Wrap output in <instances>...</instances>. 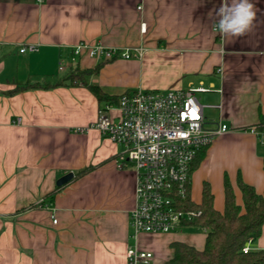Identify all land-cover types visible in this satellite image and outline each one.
I'll use <instances>...</instances> for the list:
<instances>
[{
  "label": "crops",
  "instance_id": "0c3cea01",
  "mask_svg": "<svg viewBox=\"0 0 264 264\" xmlns=\"http://www.w3.org/2000/svg\"><path fill=\"white\" fill-rule=\"evenodd\" d=\"M221 2L0 0V264H128L130 245L166 264L173 243L205 247V233L187 232L198 229L191 226L131 238L136 173L117 168L123 147L93 127L108 103L82 81L56 86L70 75L60 63L71 62L80 44L141 51L112 61L84 51L73 64L108 97L208 90L196 94L205 126L228 130L199 152L205 151L191 177L193 202H202L208 185L223 212L226 179L238 205L239 178L264 194V138L257 130L264 115V0H253L254 27L240 37L216 29ZM25 46L37 50L21 54ZM198 94H211V103L204 106ZM64 177L70 180L59 186ZM247 246L264 250V228Z\"/></svg>",
  "mask_w": 264,
  "mask_h": 264
},
{
  "label": "built area",
  "instance_id": "2783aa9c",
  "mask_svg": "<svg viewBox=\"0 0 264 264\" xmlns=\"http://www.w3.org/2000/svg\"><path fill=\"white\" fill-rule=\"evenodd\" d=\"M42 2L38 0V3ZM142 31H146L145 24ZM36 50L33 46H25L20 52L33 53ZM84 51L94 59L105 61L141 56L137 49L80 44L75 48L71 62L60 63L59 71L71 72ZM207 91L203 87L165 92L136 90L121 95L116 105L107 104L101 109L93 127L105 139L123 147V152L118 155L117 168L133 169L137 177L136 203L130 215L132 239L141 234L178 232L201 214L183 204L188 196L191 166L201 150L228 130L224 125L217 130L206 128L203 106L196 94ZM114 108L119 111L117 117L109 115ZM260 135L264 138V132ZM57 222L53 218V223ZM249 251L246 246L244 252ZM126 257L128 264H153L154 260L153 253L131 245Z\"/></svg>",
  "mask_w": 264,
  "mask_h": 264
},
{
  "label": "trees",
  "instance_id": "16d2710c",
  "mask_svg": "<svg viewBox=\"0 0 264 264\" xmlns=\"http://www.w3.org/2000/svg\"><path fill=\"white\" fill-rule=\"evenodd\" d=\"M97 71V70H96ZM85 72L73 69L70 75L56 86L69 82L70 85L81 84L88 86L90 91L100 102L117 104L119 98L106 96L103 91L94 85L84 82ZM79 81V82H78ZM25 86L21 89H27ZM48 88V87H46ZM257 130L264 131V115ZM203 151L192 163L190 178L187 183L188 196L183 203L187 209L198 211L201 214L186 226L196 227L206 235L205 247L198 250L184 243H173V257L166 264H264V250L244 252V248L253 239L259 238L264 228V194H258L254 187L245 184L241 178L238 186L243 195V206L238 205L233 187L228 179L225 180V210L217 211L214 206V195L208 185L203 189V199L200 204L191 198V177L200 164ZM90 171L85 169L76 174L79 178Z\"/></svg>",
  "mask_w": 264,
  "mask_h": 264
},
{
  "label": "clouds",
  "instance_id": "9594fccd",
  "mask_svg": "<svg viewBox=\"0 0 264 264\" xmlns=\"http://www.w3.org/2000/svg\"><path fill=\"white\" fill-rule=\"evenodd\" d=\"M217 30L223 36L240 37L250 32L257 17L253 0H222L217 9Z\"/></svg>",
  "mask_w": 264,
  "mask_h": 264
},
{
  "label": "rangeland",
  "instance_id": "374dc122",
  "mask_svg": "<svg viewBox=\"0 0 264 264\" xmlns=\"http://www.w3.org/2000/svg\"><path fill=\"white\" fill-rule=\"evenodd\" d=\"M79 82V81H78ZM210 95L211 94H198V97L200 98V100H201V103L204 105V106H207L208 104H210L211 102H210V100H209V98H210ZM206 112H207V114H208V116H216V113H217V111L215 110V109H213V108H208V107H206ZM212 126H214V125H216V124H211ZM187 232H198V233H202V231L201 230H199V229H192V230H188ZM133 235V234H132ZM154 264V263H153Z\"/></svg>",
  "mask_w": 264,
  "mask_h": 264
},
{
  "label": "water",
  "instance_id": "95a60500",
  "mask_svg": "<svg viewBox=\"0 0 264 264\" xmlns=\"http://www.w3.org/2000/svg\"><path fill=\"white\" fill-rule=\"evenodd\" d=\"M204 108V107H203ZM70 180V177H64L63 179H61L59 182H58V185L61 186L65 183H67L68 181Z\"/></svg>",
  "mask_w": 264,
  "mask_h": 264
}]
</instances>
